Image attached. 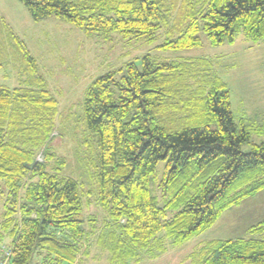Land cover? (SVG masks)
Segmentation results:
<instances>
[{"label":"trees","instance_id":"16d2710c","mask_svg":"<svg viewBox=\"0 0 264 264\" xmlns=\"http://www.w3.org/2000/svg\"><path fill=\"white\" fill-rule=\"evenodd\" d=\"M20 1L33 20L63 18L104 41L118 33L151 42L176 8H162V0ZM190 13L178 36L158 47L198 46L200 31L212 44L233 42L241 33L264 37V0H209ZM11 35L35 68L24 42ZM141 63H127L120 76L118 70L99 75L85 90L88 138L81 146L94 190L65 174V159L48 147L57 98L46 88L0 85V240L6 234L14 242L10 264H75L88 254L92 237L111 262L155 259L166 243L188 241L222 211L264 189V143L250 141L252 131L264 134V123L237 125L222 82L198 97L172 86L175 64H158L148 54ZM243 143H250L249 152L241 151ZM161 160L165 172L157 186L163 192L174 187L163 205L151 188ZM180 199L182 207L168 216L167 207ZM92 205L103 211L101 218H81ZM249 230L256 236L205 242L189 254L190 263L264 264V220Z\"/></svg>","mask_w":264,"mask_h":264},{"label":"rangeland","instance_id":"374dc122","mask_svg":"<svg viewBox=\"0 0 264 264\" xmlns=\"http://www.w3.org/2000/svg\"><path fill=\"white\" fill-rule=\"evenodd\" d=\"M183 0H162V8L176 4L168 25L162 26L153 41L124 38L118 33L109 40L89 34L63 18L50 16L33 20L20 0H0V85L14 87L31 85L48 89L58 100L56 127L48 147L56 156L65 159V174L73 175L85 190L95 189V183L83 167L88 155L81 144L88 138L82 102L88 85L99 75L118 70L125 72L129 62L141 68V59L149 55L153 61L175 64L172 86L190 88L200 97L209 87L222 82L229 93L234 120L247 128L264 123V37L253 40L239 34L233 42L212 44L200 31V45L182 49L158 47L167 39L178 36L190 17V10L199 8L209 0H187L190 4L180 8ZM14 34L28 48L36 62L34 68L18 47ZM215 129L214 119L207 120ZM250 141L264 143V134L251 132ZM250 143L241 145L242 152H249ZM166 162L157 163L152 178V192L160 205L166 203L174 187L165 189L157 185L162 181ZM177 200L167 207L168 216L182 207ZM4 198L0 195V221L4 214ZM103 211L94 205L84 206L81 218ZM264 220V189L246 197L222 211L214 223L204 231L180 245H168L160 258L132 261L129 264H190L189 254L212 239H231L256 236L249 228ZM84 225L89 228V223ZM259 234V233H258ZM260 235V234H259ZM4 241H9L5 234ZM92 237L88 254L81 255L75 264H119L109 260L108 252L95 244Z\"/></svg>","mask_w":264,"mask_h":264},{"label":"built area","instance_id":"2783aa9c","mask_svg":"<svg viewBox=\"0 0 264 264\" xmlns=\"http://www.w3.org/2000/svg\"><path fill=\"white\" fill-rule=\"evenodd\" d=\"M36 160L42 162L43 156L41 154H38ZM13 250L14 242L12 240H0V264H10Z\"/></svg>","mask_w":264,"mask_h":264},{"label":"crops","instance_id":"0c3cea01","mask_svg":"<svg viewBox=\"0 0 264 264\" xmlns=\"http://www.w3.org/2000/svg\"><path fill=\"white\" fill-rule=\"evenodd\" d=\"M161 256H162V254H161L160 256H158L157 258H160ZM155 259H156V258H155ZM155 259H154V260H155ZM188 259H189V258H188ZM190 264H191V263H190Z\"/></svg>","mask_w":264,"mask_h":264}]
</instances>
